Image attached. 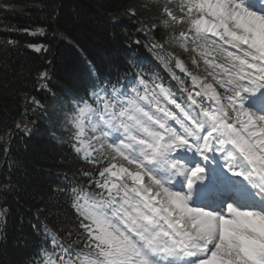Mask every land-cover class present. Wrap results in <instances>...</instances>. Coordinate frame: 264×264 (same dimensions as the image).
<instances>
[{"label":"snow or ice","instance_id":"1","mask_svg":"<svg viewBox=\"0 0 264 264\" xmlns=\"http://www.w3.org/2000/svg\"><path fill=\"white\" fill-rule=\"evenodd\" d=\"M160 12L158 24H145L126 8L138 34L125 43L149 52L186 100L158 75L145 79L142 68L136 83L101 80L74 98L65 113L70 146L90 167L65 173L53 189L66 219L32 225L43 239L27 264H264V0H165ZM161 25L169 31L157 34ZM18 43L9 38L0 49ZM167 43L198 70L203 61L204 77ZM50 78L38 71V90ZM31 107L46 111L35 97ZM16 128L31 134L28 124ZM11 191L9 181L0 184V196ZM9 211L0 205V233Z\"/></svg>","mask_w":264,"mask_h":264},{"label":"trees","instance_id":"2","mask_svg":"<svg viewBox=\"0 0 264 264\" xmlns=\"http://www.w3.org/2000/svg\"><path fill=\"white\" fill-rule=\"evenodd\" d=\"M5 6H13V12L1 10V22L10 26L11 21L19 23L23 29L27 25L19 22L28 21L35 25L42 23L48 30L54 32L61 40L74 44L83 50L99 69L106 71L108 77L121 74L122 59L127 45L125 36L136 33L137 21L124 15L129 6L135 8L140 21L145 24H157L160 18L159 8L153 0H0ZM7 9V7H5ZM14 13V15H13ZM9 20V22H8ZM118 21V23H114ZM40 22V23H39ZM22 28V27H21ZM158 29V33L163 30ZM0 34V43L4 42ZM17 40V39H15ZM19 43L22 42L19 40ZM22 45L11 49L7 54L0 49V69L4 62L10 61L7 71L0 70V184L9 181L13 191L0 196V205L9 208L8 229L5 230V243L2 246L0 264H23L32 258L37 248L30 254V245L37 247L33 227L35 221L48 227L60 226L65 221L67 211L65 199L53 189L54 178L44 172H52L56 180L64 182V174L81 167L79 162L71 157L62 146H66L71 138L69 129H60L53 133L50 140L33 141L24 139L20 134H14V127L21 112L33 114L32 108L20 106L21 96L27 95L33 89L37 63L34 57L25 51ZM130 48L140 50L135 45ZM76 54L69 47H61L54 58L52 73L57 72L55 84L67 86L60 78L73 83L80 82L78 76L79 64ZM80 71V70H79ZM125 71V70H124ZM127 72V71H125ZM36 121V120H35ZM38 131L39 127L35 126ZM62 145V146H60ZM11 148L20 157L12 158L3 164L5 148ZM37 209L44 214L37 219ZM34 224H37L36 222ZM33 224V225H34ZM33 237V240H32Z\"/></svg>","mask_w":264,"mask_h":264}]
</instances>
